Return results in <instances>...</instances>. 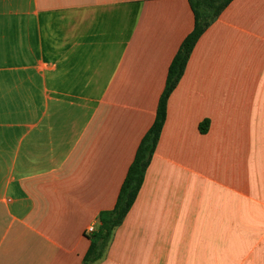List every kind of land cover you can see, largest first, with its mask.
Segmentation results:
<instances>
[{"label":"crops","instance_id":"0c3cea01","mask_svg":"<svg viewBox=\"0 0 264 264\" xmlns=\"http://www.w3.org/2000/svg\"><path fill=\"white\" fill-rule=\"evenodd\" d=\"M195 22L189 0H0V264H83ZM94 264H264V0L197 42Z\"/></svg>","mask_w":264,"mask_h":264},{"label":"trees","instance_id":"16d2710c","mask_svg":"<svg viewBox=\"0 0 264 264\" xmlns=\"http://www.w3.org/2000/svg\"><path fill=\"white\" fill-rule=\"evenodd\" d=\"M232 1L189 0L196 19L194 30L182 43L169 68L166 87L159 101L156 120L136 152L134 161L120 190L115 208L112 211L100 214V227L97 232L89 237L91 241L90 248L83 264H94L104 257L115 229L122 225L131 211L160 140L167 118L169 98L178 86L197 42ZM208 127L209 121H205L200 125V132L206 134Z\"/></svg>","mask_w":264,"mask_h":264},{"label":"built area","instance_id":"2783aa9c","mask_svg":"<svg viewBox=\"0 0 264 264\" xmlns=\"http://www.w3.org/2000/svg\"><path fill=\"white\" fill-rule=\"evenodd\" d=\"M87 233L88 235H92L93 233H95V228L93 226L88 228Z\"/></svg>","mask_w":264,"mask_h":264}]
</instances>
